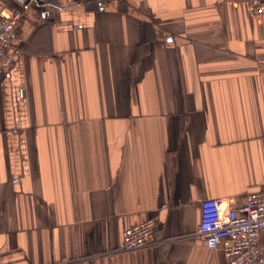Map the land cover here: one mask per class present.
I'll list each match as a JSON object with an SVG mask.
<instances>
[{"label": "crops", "instance_id": "obj_1", "mask_svg": "<svg viewBox=\"0 0 264 264\" xmlns=\"http://www.w3.org/2000/svg\"><path fill=\"white\" fill-rule=\"evenodd\" d=\"M2 7L24 10V52L0 72V264H222L201 203L264 185V16L244 0ZM149 217L157 243L123 250Z\"/></svg>", "mask_w": 264, "mask_h": 264}, {"label": "built area", "instance_id": "obj_2", "mask_svg": "<svg viewBox=\"0 0 264 264\" xmlns=\"http://www.w3.org/2000/svg\"><path fill=\"white\" fill-rule=\"evenodd\" d=\"M253 15L264 16V0H244ZM24 10L2 7L0 10V72L7 70L23 54L12 38L21 26ZM157 221L149 217L130 225L123 232V250L140 249L157 243L154 230ZM264 230V185L247 193L241 207L233 198L209 197L201 203L197 235L207 247L222 249V264H264V250L259 243Z\"/></svg>", "mask_w": 264, "mask_h": 264}]
</instances>
